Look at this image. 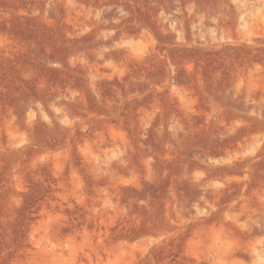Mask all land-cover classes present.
<instances>
[{
    "label": "rangeland",
    "instance_id": "1",
    "mask_svg": "<svg viewBox=\"0 0 264 264\" xmlns=\"http://www.w3.org/2000/svg\"><path fill=\"white\" fill-rule=\"evenodd\" d=\"M0 264H264V0H0Z\"/></svg>",
    "mask_w": 264,
    "mask_h": 264
}]
</instances>
